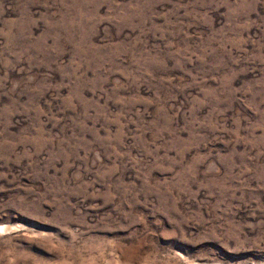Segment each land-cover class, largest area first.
Masks as SVG:
<instances>
[{
  "label": "rangeland",
  "instance_id": "obj_1",
  "mask_svg": "<svg viewBox=\"0 0 264 264\" xmlns=\"http://www.w3.org/2000/svg\"><path fill=\"white\" fill-rule=\"evenodd\" d=\"M0 264H264V0H0Z\"/></svg>",
  "mask_w": 264,
  "mask_h": 264
}]
</instances>
